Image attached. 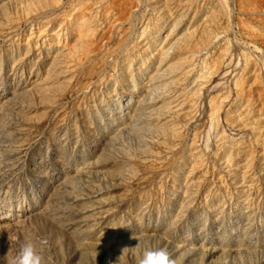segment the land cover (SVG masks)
I'll list each match as a JSON object with an SVG mask.
<instances>
[{
	"label": "rangeland",
	"instance_id": "374dc122",
	"mask_svg": "<svg viewBox=\"0 0 264 264\" xmlns=\"http://www.w3.org/2000/svg\"><path fill=\"white\" fill-rule=\"evenodd\" d=\"M132 1L0 2V264H264V0Z\"/></svg>",
	"mask_w": 264,
	"mask_h": 264
},
{
	"label": "bare ground",
	"instance_id": "6f19581e",
	"mask_svg": "<svg viewBox=\"0 0 264 264\" xmlns=\"http://www.w3.org/2000/svg\"><path fill=\"white\" fill-rule=\"evenodd\" d=\"M4 1H11V0H0V2H4ZM14 2H19L20 0H12ZM99 1H102V0H99ZM123 0H120V2H122ZM59 2V1H57ZM56 2V5H58ZM104 2V0H103ZM133 1L131 0V3H129L128 1H124L122 3H119L120 6V13L117 14V17L114 16V18H111V17H107V20L105 21L106 22V27L105 29L103 30V33H107V31H109V27H112L115 22H122L124 21V19H126L125 21L127 22V18L128 16L130 15V13L132 12L134 8V4L132 3ZM97 3V2H96ZM60 4V3H59ZM98 4V3H97ZM55 5V3H54ZM74 5V4H73ZM110 5V4H109ZM108 7V6H107ZM79 8V7H78ZM111 10V9H110ZM114 12V11H113ZM115 14H116V11H115ZM113 14V15H115ZM128 15V16H127ZM176 16H179L180 15V11L178 10L177 13H175ZM116 17V18H115ZM131 18V16H130ZM26 21H25V31L27 33V36H26V42L24 44H22V48L26 50V52H33L35 50H38V52H41L42 53V60L47 62L49 61L48 59H52L54 57H57V56H62V57H65L67 59V55H68V46L65 48L63 45H62V42H61V39L58 35H56L55 33H53L52 30L48 29V28H35L33 27V22L34 20H36L37 18H35V15L32 16V22H31V15L30 13L27 14L26 16ZM129 19V18H128ZM72 21H70V23H68V25H72V27L74 28L75 27V24L73 23ZM123 23V22H122ZM85 25V24H83ZM117 25V24H116ZM22 26V23H15V22H9L8 25L6 26V29L8 30V32H16L18 31ZM95 26V25H94ZM76 28V27H75ZM113 28V27H112ZM60 29V28H59ZM77 29V28H76ZM96 31V30H95ZM110 32V31H109ZM108 32V33H109ZM51 37V41L49 40V42H46V40L44 39L45 37ZM120 37H122L123 35L120 34L119 35ZM178 44V42H177ZM176 44V45H177ZM64 45H66V43H64ZM96 45V44H95ZM92 46V45H91ZM100 46V45H99ZM100 50V49H99ZM96 53V52H94ZM93 53V54H94ZM103 53V52H102ZM98 54V53H97ZM100 54V53H99ZM166 53H164L163 56H165ZM70 56V54H69ZM85 57V56H84ZM97 57V56H96ZM100 57V55H99ZM70 58V57H69ZM63 60L61 62V64L63 63V66H62V69L67 73V71H72L74 70V63H71V62H68L67 60ZM70 60H73L72 58ZM75 61V60H74ZM61 64H60V68H61ZM64 72V73H65ZM74 72V71H73ZM62 73V72H61ZM65 73V74H66ZM64 77V76H63ZM61 77V78H63ZM65 79V78H64Z\"/></svg>",
	"mask_w": 264,
	"mask_h": 264
},
{
	"label": "clouds",
	"instance_id": "9594fccd",
	"mask_svg": "<svg viewBox=\"0 0 264 264\" xmlns=\"http://www.w3.org/2000/svg\"><path fill=\"white\" fill-rule=\"evenodd\" d=\"M131 238L134 240L137 239L135 234ZM42 243L47 242L42 241ZM128 249V247L121 249L122 254L117 257L116 264H120L124 253H126ZM15 264H43V257L38 252L36 246L33 243L26 242L17 255ZM108 264H113V261L109 260ZM139 264H176V261L170 258L168 252L165 249H156L144 251L142 257L139 260Z\"/></svg>",
	"mask_w": 264,
	"mask_h": 264
}]
</instances>
